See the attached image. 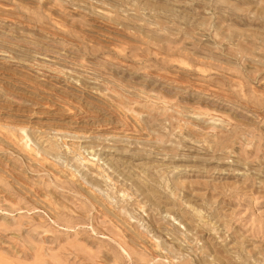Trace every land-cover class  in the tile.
<instances>
[{"label": "rangeland", "instance_id": "obj_1", "mask_svg": "<svg viewBox=\"0 0 264 264\" xmlns=\"http://www.w3.org/2000/svg\"><path fill=\"white\" fill-rule=\"evenodd\" d=\"M0 264H264V0H0Z\"/></svg>", "mask_w": 264, "mask_h": 264}]
</instances>
